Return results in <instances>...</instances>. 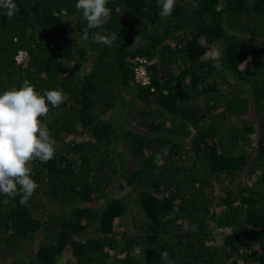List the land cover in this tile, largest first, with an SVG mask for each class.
<instances>
[{
	"label": "trees",
	"instance_id": "trees-1",
	"mask_svg": "<svg viewBox=\"0 0 264 264\" xmlns=\"http://www.w3.org/2000/svg\"><path fill=\"white\" fill-rule=\"evenodd\" d=\"M13 2L0 94L27 79L63 102L40 118L55 151L30 162L31 198L0 195V264H264V0H176L168 17L108 0L89 37L110 47L82 39L77 0Z\"/></svg>",
	"mask_w": 264,
	"mask_h": 264
},
{
	"label": "clouds",
	"instance_id": "clouds-1",
	"mask_svg": "<svg viewBox=\"0 0 264 264\" xmlns=\"http://www.w3.org/2000/svg\"><path fill=\"white\" fill-rule=\"evenodd\" d=\"M107 2L108 0H77L75 7L82 12L87 23L83 30L84 41L91 38L95 43L110 47L117 39L115 33L101 35L93 32L89 37L90 30L100 28L108 22L111 9L106 7ZM175 2L176 0H158L161 8L159 15L170 16ZM0 8L5 9L8 18L19 11L13 0H0ZM221 56L222 51L219 49L211 53L213 67L217 70L221 68ZM139 69L144 75H137L136 71L135 79L146 84L145 71L141 66L136 70ZM62 102L61 91L45 90L43 94H38L27 79L19 89H9L0 94V195L11 198L19 195L22 205L31 198L38 185L31 178L30 162L38 160L46 163L53 158L55 151V141L50 138V133L40 118L48 115L49 104L58 108ZM157 158H160L159 154ZM4 203H8V200L5 199ZM197 227L198 225L190 224L187 220L183 221L184 231H195ZM160 259L163 264H169L167 252H161Z\"/></svg>",
	"mask_w": 264,
	"mask_h": 264
},
{
	"label": "rangeland",
	"instance_id": "rangeland-1",
	"mask_svg": "<svg viewBox=\"0 0 264 264\" xmlns=\"http://www.w3.org/2000/svg\"><path fill=\"white\" fill-rule=\"evenodd\" d=\"M187 124V126H188V129H189V131H191L192 129L189 127V124L188 123H186ZM117 185V184H116ZM127 190V187H126V185H124V184H122V185H117L116 186V195L118 196V195H121L123 192H125ZM131 211L132 212H134V209H131ZM42 214H43V212H42ZM3 247L1 246V244H0V259L1 258H4V256H5V253L3 252ZM21 255H28V256H31V255H33V251H28V249H25L21 254H20V256ZM24 257V256H23ZM66 260H68V262L65 260V262H66V264H68V263H71V260L70 259H72L70 256H66V258H65ZM4 262V261H3Z\"/></svg>",
	"mask_w": 264,
	"mask_h": 264
},
{
	"label": "built area",
	"instance_id": "built-area-1",
	"mask_svg": "<svg viewBox=\"0 0 264 264\" xmlns=\"http://www.w3.org/2000/svg\"><path fill=\"white\" fill-rule=\"evenodd\" d=\"M25 58V53L24 52H18V54L15 57V60L17 63L21 62L23 59ZM137 71V75H144V73L139 69L136 70Z\"/></svg>",
	"mask_w": 264,
	"mask_h": 264
}]
</instances>
